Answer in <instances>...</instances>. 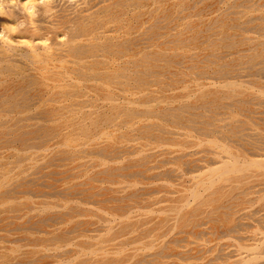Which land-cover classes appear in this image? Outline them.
<instances>
[{"label":"bare ground","instance_id":"1","mask_svg":"<svg viewBox=\"0 0 264 264\" xmlns=\"http://www.w3.org/2000/svg\"><path fill=\"white\" fill-rule=\"evenodd\" d=\"M0 264H264V0H0Z\"/></svg>","mask_w":264,"mask_h":264},{"label":"rangeland","instance_id":"2","mask_svg":"<svg viewBox=\"0 0 264 264\" xmlns=\"http://www.w3.org/2000/svg\"><path fill=\"white\" fill-rule=\"evenodd\" d=\"M249 32H251V31H249ZM246 33V32H245Z\"/></svg>","mask_w":264,"mask_h":264}]
</instances>
